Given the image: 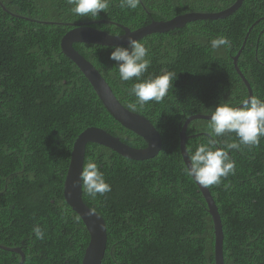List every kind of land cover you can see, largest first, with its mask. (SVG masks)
Returning <instances> with one entry per match:
<instances>
[{
  "label": "trees",
  "instance_id": "trees-1",
  "mask_svg": "<svg viewBox=\"0 0 264 264\" xmlns=\"http://www.w3.org/2000/svg\"><path fill=\"white\" fill-rule=\"evenodd\" d=\"M235 1L140 0L136 9H128L111 0L105 12L90 19L72 13L67 0H0V246L19 248L23 264H81L88 234L63 199L73 142L95 126L132 148L145 146L111 120L86 79L61 53L63 35L82 24L119 36L121 26L134 31L189 12L217 13ZM221 35L231 47L213 50L210 41ZM244 39L237 68L252 96L264 100V0H244L225 19L194 21L139 40L151 60L144 78L177 73L168 95L143 107L129 93L135 78L119 79L116 62L109 59L112 47L73 44L119 103L146 118L161 139L159 154L143 161L86 145L83 166L95 161L112 188L92 199L82 187L84 204L105 223L101 264H215L212 219L200 190L183 171L178 134L188 117L210 116L218 103L239 106L247 99L232 61ZM198 120L186 128L188 156L211 138L210 119ZM216 139L217 147L238 142L234 133ZM229 155L235 173L221 185L207 187L222 225L223 262L264 264V137L257 146L241 145ZM35 224L46 230V239L35 238ZM19 261L18 254L0 248V264Z\"/></svg>",
  "mask_w": 264,
  "mask_h": 264
},
{
  "label": "water",
  "instance_id": "water-1",
  "mask_svg": "<svg viewBox=\"0 0 264 264\" xmlns=\"http://www.w3.org/2000/svg\"><path fill=\"white\" fill-rule=\"evenodd\" d=\"M243 1L244 0H236L229 8L217 13H188L176 16L168 21H152L148 25L134 31H130L128 28L121 26L123 34L119 36L109 35L90 26L77 24L61 38L59 44L61 53L73 63L83 75L109 115L120 126L140 137L145 143L144 148H132L121 142L119 138L95 127L86 128L73 142L63 183V199L65 204L80 218L88 234V244L84 250L81 264H101L106 249V229L104 220L93 209L84 204L82 200V184L79 185L78 183L76 187H73V181L79 180V173L83 167L86 145L97 144L115 152L123 158L133 161H143L151 159L159 153L161 149V139L157 130L146 118L128 111L119 103L100 73L74 50L73 44H93L104 47L126 46L129 35L134 39L140 40L144 36L150 34L163 33L182 28L187 23L194 21L225 19L235 13L240 8ZM29 21L35 22L33 20ZM41 24L50 25L52 23ZM245 39L237 54L232 57V61L235 71L246 87L248 97H250L252 96L250 85L237 68V59L244 47ZM196 119H210V116H190L181 126L178 137L180 155L184 165L188 164V153L186 150L188 136L186 135V128L191 121ZM194 183L200 190L207 204L208 213L212 219L214 230V263L224 264L222 256L223 233L219 213L208 188L199 185L196 181H194ZM0 248L4 251L18 254L20 256L18 264L24 263V255L19 248H5L2 246H0Z\"/></svg>",
  "mask_w": 264,
  "mask_h": 264
},
{
  "label": "clouds",
  "instance_id": "clouds-1",
  "mask_svg": "<svg viewBox=\"0 0 264 264\" xmlns=\"http://www.w3.org/2000/svg\"><path fill=\"white\" fill-rule=\"evenodd\" d=\"M71 5L70 11L77 16L96 19L101 12H105L111 0H67ZM140 0H120L121 8L136 9ZM213 50L228 49L231 41L227 36H219L210 41ZM109 59L116 62L119 79L131 81L135 78L129 93L135 96L140 107L150 101L161 102L168 95L177 73L165 71L160 75L149 74L144 78L151 60L149 49L144 43L128 36L127 46H113ZM135 108V105H133ZM210 139L201 143L188 156V164L183 165L186 176L191 177L199 185L207 188L212 185H221L222 179L235 173V161L230 158L231 149L239 150L241 145L255 147L264 137V100L257 96H250L240 101L239 106L229 103H218L211 111L208 123ZM234 133L238 142L225 143L217 147L220 141L216 137ZM82 184L87 195L96 199L112 190L106 182L105 175L100 171L97 163L91 159L87 161L79 173V180L73 181V187ZM35 238L46 239V230L39 224L32 228Z\"/></svg>",
  "mask_w": 264,
  "mask_h": 264
},
{
  "label": "bare ground",
  "instance_id": "bare-ground-1",
  "mask_svg": "<svg viewBox=\"0 0 264 264\" xmlns=\"http://www.w3.org/2000/svg\"><path fill=\"white\" fill-rule=\"evenodd\" d=\"M145 1V0H144ZM187 1V0H186ZM193 1H195V0H193ZM141 2H143V1H141ZM148 2H150V1H148ZM191 2V1H190ZM143 4V3H142ZM144 4H145V2H144ZM189 4V3H188ZM193 4V3H192ZM232 4V3H231ZM145 5H147V4H145ZM229 7V6H228ZM146 8V7H145ZM147 9V8H146ZM145 9V10H146ZM221 11V10H220ZM190 13V12H189ZM201 13V12H200ZM154 15V14H153ZM165 19V18H164ZM150 20V19H149ZM168 20V19H167ZM94 29H96V28H94ZM108 34V33H107ZM258 40V39H257ZM257 42V41H256ZM241 45V44H240ZM238 48H240V47H238ZM243 53V52H242ZM241 56V55H240ZM239 61V60H238ZM70 62V61H69ZM104 78V77H103ZM85 80V79H84ZM106 80V79H105ZM89 85V84H88ZM112 91V90H111ZM113 92V91H112ZM115 97H117V96H115ZM97 99V98H96ZM197 99V98H196ZM125 107V106H124ZM101 108V107H100ZM127 108H128V106H127ZM130 109V108H129ZM102 110H103V108H102ZM134 113V112H133ZM137 113V112H136ZM200 115H201V113H200ZM109 116V115H108ZM208 116V115H207ZM110 117V116H109ZM111 120H113V119H111ZM152 120V119H151ZM198 121H200V120H198ZM113 123H115V122H113ZM113 125V124H112ZM117 125V124H116ZM189 126H190V124H189ZM95 127V126H94ZM116 127V126H115ZM113 128V127H112ZM117 128V127H116ZM180 128V127H179ZM189 128V127H188ZM187 128V129H188ZM104 130V129H103ZM111 132V131H110ZM116 133H118V132H116ZM121 134V133H120ZM193 134V133H192ZM191 134V135H192ZM127 135V134H126ZM188 135V134H187ZM129 137V136H128ZM134 137H135V135H134ZM137 137V136H136ZM135 137V138H136ZM205 137H207V136H205ZM175 138V137H174ZM195 138V137H194ZM122 139V138H121ZM140 139V138H139ZM134 140V139H133ZM141 140V139H140ZM192 140V139H191ZM124 141V140H123ZM188 141H189V139H188ZM126 143V142H125ZM175 143V142H174ZM141 144V143H140ZM67 145V144H66ZM138 145H139V143H138ZM138 145H137V147H138ZM144 145V144H143ZM100 147V146H99ZM131 147H132V145H131ZM135 147V146H134ZM140 147V146H139ZM138 147V148H139ZM145 147V146H144ZM179 147V146H178ZM70 152V151H69ZM180 153V152H179ZM159 154V153H158ZM180 158V157H179ZM84 163V162H83ZM182 169V168H181ZM173 174V173H172ZM180 174V173H179ZM178 176V175H177ZM182 177V176H181ZM203 201V200H202ZM193 202V201H192ZM206 204V203H205ZM201 206V205H200ZM204 206V205H203ZM198 207V206H197ZM205 207V206H204ZM193 209V208H192ZM225 247V246H224ZM207 260V259H206Z\"/></svg>",
  "mask_w": 264,
  "mask_h": 264
}]
</instances>
